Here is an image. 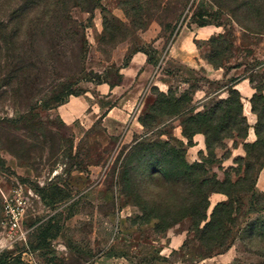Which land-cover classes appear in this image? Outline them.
I'll return each mask as SVG.
<instances>
[{"label":"rangeland","instance_id":"1","mask_svg":"<svg viewBox=\"0 0 264 264\" xmlns=\"http://www.w3.org/2000/svg\"><path fill=\"white\" fill-rule=\"evenodd\" d=\"M99 1L102 7L96 6L91 14L79 7L71 9L83 32L25 38L21 76L0 71V233L1 191L19 187L27 200L22 225L28 230L25 242L2 251L5 264H29L24 257L30 252L40 264H264V256L237 236L226 255H204L187 220L165 233L155 232V221H144L140 208L124 192L120 177L128 146L136 140H165L169 135L165 118L147 128L139 122V117L150 113L157 96L153 87L136 117L143 132L128 144L120 136L109 135L99 118L68 124L57 114L60 103L81 94L92 78L116 81L117 65L132 50L147 48L160 60L185 26L222 21L225 31L234 34L235 59H244L252 39L242 36L228 9L216 4L218 0H141L142 8L133 19L149 24L146 29H137L126 16L125 0ZM201 14L206 16L198 18ZM163 30L167 39L160 42L161 51L154 53ZM229 41L217 39L222 56L228 54ZM163 61L162 71L180 65L178 60ZM248 68L252 69L249 75L264 84V68L255 69L252 62ZM184 71L191 79L202 77L190 68ZM174 76L177 88L183 74ZM174 123L181 124V119L176 117ZM231 165L228 160L221 166ZM256 188L264 193V167Z\"/></svg>","mask_w":264,"mask_h":264},{"label":"trees","instance_id":"2","mask_svg":"<svg viewBox=\"0 0 264 264\" xmlns=\"http://www.w3.org/2000/svg\"><path fill=\"white\" fill-rule=\"evenodd\" d=\"M140 2L125 0L123 10L137 29H146L149 24H144L142 19H133L142 8ZM216 2L228 9L242 36L264 35V0ZM119 5L123 8L122 3ZM96 6L102 7L99 0H0V71L8 70L9 75L21 76L25 67V38L51 32L73 36L83 32L82 23L73 18L71 9L79 7L91 14ZM204 16L206 14L197 17ZM205 25L225 26L222 21L197 24ZM226 37L230 40L229 51L222 56L217 39ZM208 44L209 50L204 55L206 61L215 68L223 67L235 49L234 34L226 30L211 36ZM136 51L146 53L152 64L158 63V58H153L147 48L141 47L126 55L124 65ZM187 73L190 77L191 74ZM202 79H192L190 86L182 92L170 87L164 93L152 86L157 96L151 102L150 113L139 117V122L147 128L159 118L178 117L181 119V134L187 142L170 132L165 140L134 141L128 146L120 183L126 195L140 208L143 220L155 221V232L165 233L187 220L195 232L198 249L204 255L224 253L237 236L248 248L264 256V216L248 217L251 213L264 214V193L256 188L258 175L264 167V84L248 75L255 89L250 98L251 110L257 117L254 125L256 139L248 143L244 141L248 123L242 114L241 96L232 86L226 99L195 111L192 93ZM120 80L118 69L114 82L103 77L90 81L113 84ZM197 133L204 136L206 156L202 155L201 161L189 163L186 146L192 145ZM227 140H232L233 147L241 144L244 154L233 157V165L222 167V161L231 157ZM218 150L223 152L219 156ZM214 164H218L222 178L212 170ZM214 192L222 193L226 198L217 202L209 212V196ZM242 217L247 220L240 225ZM4 259L5 255L1 254L0 264L6 263Z\"/></svg>","mask_w":264,"mask_h":264},{"label":"crops","instance_id":"3","mask_svg":"<svg viewBox=\"0 0 264 264\" xmlns=\"http://www.w3.org/2000/svg\"><path fill=\"white\" fill-rule=\"evenodd\" d=\"M224 31L223 25H205L196 28L185 26L180 30L179 35L169 42L163 57L158 60L156 65L148 61L146 53L136 51L131 54L127 64L124 65L122 62L117 65L121 76L120 82L109 84L90 81L81 94L71 96L59 105L57 114L63 122L68 124H74L80 120L89 123L91 120L99 118L109 135L120 136L122 143H131L134 137H139L143 132L141 125L136 121V117L150 87L154 86L159 91L166 93L170 87L174 88L173 80L176 72L180 76L183 74L177 87L178 91L182 92L192 83V79L184 71L185 67V69L190 68L194 73L200 72L203 77L192 93V105L195 111L201 110L220 99H226L229 95L230 86L239 91L242 114L248 123V133L244 141L251 143L256 139L254 125L257 117L251 110L250 98L255 89L248 79L249 72L252 70L248 66L252 62L255 69L264 68V35H248L247 37L252 39V43L247 46L244 59H235L231 56L223 67L215 68L206 61L204 55L209 50V38ZM163 38L167 39L166 31L158 37L156 45L153 47L158 52L161 51L160 42ZM164 58L173 63L178 60L176 64H182L184 67L178 65L179 67L175 69L169 66L168 71H162L161 66ZM232 79L235 81L233 82ZM174 119L175 117L166 119L163 125L165 127L170 125L168 131L186 143L187 139L181 134V125L175 124ZM226 142L231 150V157L223 160L221 165L228 160L233 163V156L244 154L241 144L233 147L232 140ZM205 153L204 136L197 133L193 136L192 145L186 146L187 160L189 163L201 161V157ZM215 166L218 168V164L212 166V170L216 173ZM222 176L223 173L221 176L217 175L218 178H222ZM225 198L226 196L222 193H212L209 196V212L217 202L223 201ZM231 248L232 246L218 255H226ZM24 258L30 264L32 257L27 255ZM33 259L37 264H40L34 255Z\"/></svg>","mask_w":264,"mask_h":264},{"label":"built area","instance_id":"4","mask_svg":"<svg viewBox=\"0 0 264 264\" xmlns=\"http://www.w3.org/2000/svg\"><path fill=\"white\" fill-rule=\"evenodd\" d=\"M3 219L1 225L3 231L0 233V254L5 248L13 247L18 242H25L28 230L22 225V217L26 208V198L21 189L14 188L9 192L1 191ZM32 257L30 264H37L33 259V253L28 254Z\"/></svg>","mask_w":264,"mask_h":264},{"label":"bare ground","instance_id":"5","mask_svg":"<svg viewBox=\"0 0 264 264\" xmlns=\"http://www.w3.org/2000/svg\"><path fill=\"white\" fill-rule=\"evenodd\" d=\"M2 243V241L0 242V244Z\"/></svg>","mask_w":264,"mask_h":264}]
</instances>
